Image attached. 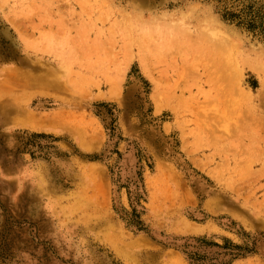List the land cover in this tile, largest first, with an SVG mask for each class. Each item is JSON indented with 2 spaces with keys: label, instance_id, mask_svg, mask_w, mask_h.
<instances>
[{
  "label": "rangeland",
  "instance_id": "obj_1",
  "mask_svg": "<svg viewBox=\"0 0 264 264\" xmlns=\"http://www.w3.org/2000/svg\"><path fill=\"white\" fill-rule=\"evenodd\" d=\"M0 264H264V0H0Z\"/></svg>",
  "mask_w": 264,
  "mask_h": 264
},
{
  "label": "bare ground",
  "instance_id": "obj_2",
  "mask_svg": "<svg viewBox=\"0 0 264 264\" xmlns=\"http://www.w3.org/2000/svg\"><path fill=\"white\" fill-rule=\"evenodd\" d=\"M214 33H216V32H214ZM232 102H234V101H232ZM233 105H235V104L233 103ZM233 105H232V106H233Z\"/></svg>",
  "mask_w": 264,
  "mask_h": 264
}]
</instances>
